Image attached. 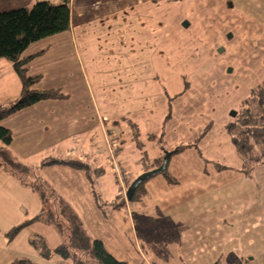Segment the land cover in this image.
<instances>
[{
    "label": "rangeland",
    "instance_id": "1",
    "mask_svg": "<svg viewBox=\"0 0 264 264\" xmlns=\"http://www.w3.org/2000/svg\"><path fill=\"white\" fill-rule=\"evenodd\" d=\"M138 3L125 13L137 18L135 26L144 34H135L133 51L129 53L113 47L112 37L104 36L108 32L102 27V20H99V40L96 35L84 38L86 35L80 28L75 30L87 88L104 126L103 132L100 127L97 129L94 140L98 150L94 167L99 166V171L89 166L93 178L100 174L91 186V195L67 197L63 191L70 182L67 171L43 170L39 167L41 154L21 162L28 168L26 171L0 169V264L4 257L11 261L16 255H28L34 264H52L53 261L39 255L30 239L42 236L51 249L66 242L64 235L59 236L54 228L40 221L28 223L15 236L8 235L13 228L39 214L43 208L41 193L48 198L44 211L57 210L55 195L62 197L81 219L86 234L103 241L110 254L127 264H187L182 254L183 240L177 239L178 227L167 222L158 211L164 209L167 193L164 188L154 189L158 187L155 181L163 179L162 173L143 183L149 190L144 200H126L122 207L115 202L119 192L126 198L128 183L138 176L134 167L127 172L128 168L120 164L118 155L123 144L126 150L130 149L128 163L132 164L136 155L152 156L155 147L171 150L184 146L183 151L170 157L180 180L173 193L178 198L174 200L179 205L190 200L197 210L199 205L207 207L208 203L221 208L217 198H223L228 191L232 198L250 195L256 189V173L264 174V164L248 174L241 172L247 176L234 171L237 167L241 170L240 160L226 129L231 123L240 124L241 115L253 111L257 101L247 100L257 87L264 86V0ZM7 8L18 7L0 5V9ZM85 29L96 31V24ZM104 38L109 45H103ZM85 40L89 47L85 46ZM127 58L134 63V70L116 69L115 64ZM7 77V82L0 77V104L4 106L13 103L19 94L15 72L10 71ZM209 125L206 134L200 137ZM133 134L136 143L130 142ZM188 144L192 146L187 147ZM73 148L59 154L85 161L81 157L83 151ZM154 163L146 160L144 170L156 167ZM216 164L229 168L225 175L215 168ZM202 168H206L207 175L202 174ZM20 184L26 185L20 188ZM32 186H37L36 190H31ZM93 189L102 199V209L94 201ZM180 193L187 197L182 200ZM251 195L254 198L255 191ZM209 197L213 201L208 202ZM261 200L262 207L264 195ZM190 204L185 203L187 207L182 213L191 212ZM255 252L257 258L264 260V254L258 256L264 252V238ZM226 255L221 256V262L235 254Z\"/></svg>",
    "mask_w": 264,
    "mask_h": 264
},
{
    "label": "crops",
    "instance_id": "2",
    "mask_svg": "<svg viewBox=\"0 0 264 264\" xmlns=\"http://www.w3.org/2000/svg\"><path fill=\"white\" fill-rule=\"evenodd\" d=\"M142 1L145 0H69V30L36 41L23 52L20 59L28 60L25 64L27 75L40 77L39 82L33 86V89H58L66 98L39 101L0 121V126L11 131L9 150L15 160L24 163L28 158L38 154H41V159L49 156L53 157V155H56V158L67 159L59 153L64 150L66 152L72 151L73 147L76 146L83 151V154H81V157H85L83 162L93 167V170L99 171V166L94 167L95 156L97 157L98 151L94 140L97 139V129L100 127L103 132L104 126L93 95L89 94L87 88L86 72L79 53L80 47L75 30L78 27L86 35L84 38L96 35L99 40V20H102V27L108 32L104 36L106 38L112 37L113 47L118 50L123 48L125 53H129L133 51L131 46L134 45L135 34L144 33L141 28L135 26L137 18L134 15L125 13V11L136 6L137 2L140 5ZM35 2V0H0V5H15L20 8L29 7ZM8 9H0V11ZM116 13L120 14L114 15ZM90 24H96V31L85 29L90 28ZM111 28L112 31H110ZM88 32L93 34L88 35ZM85 43V46L89 47L87 40H85ZM102 43L103 45H109L105 38ZM115 67L124 71L134 70L135 68L134 63H131L129 58L121 64L116 63ZM10 71H14L12 64L5 59H0V77H3L6 82L7 76H10ZM16 80L15 83L20 94V80L19 78ZM132 139L130 142H135L134 134ZM122 146L118 155L120 164L125 169L128 168L126 169L127 172H129L130 167H134V173L138 172V175H140L145 171L142 160L144 155H136L133 161L135 164L128 163L127 151H130V149L126 150L124 148L125 144ZM129 148L132 150L133 147ZM153 149L154 154L149 157L147 155V162L150 160L155 161L163 153L161 147ZM172 155L173 153L170 157ZM73 160H78V158ZM167 168L168 172L174 177L175 182H169L163 175L162 180L155 181L154 184L158 187L154 189L164 188L167 190L163 200L164 209L158 208V211L164 215V219L167 218V222L178 227L176 230L179 233L177 239L179 241L183 240L181 243V247H183L182 254L187 264H264V260L257 258L256 254L258 253L255 252L256 247L261 246V241L264 238V202L261 207V197L264 195V174L256 173L254 181L256 189L251 192L255 191L254 198H252L251 193L246 197L237 198L235 196L232 198L228 194L231 191H228L223 195V198H217L221 201V208L216 207V205L212 207L214 206L212 202L213 204L208 203L207 207L199 205L197 210L189 200L185 203H191V208L188 209L191 212L182 213L187 206L184 202L179 205L178 201L174 200L178 198L173 193L176 191V187L180 185V180L179 176L177 177L175 174L177 168L171 164V158H169ZM215 168L223 175H225L226 169H229L221 167L219 164H216ZM42 169L50 172H60L63 169L67 171L68 175L66 176L70 179V182H67L66 187L63 188V191L67 193V197L81 198L82 195H91V184L82 170L66 165L45 166ZM236 169L233 170L239 173V176H247L241 174L239 167ZM202 174H208L206 168H202ZM99 177V172L94 178L92 175L93 184ZM19 187L24 188L25 185L20 184ZM148 195L149 190L146 189L145 195L138 201L144 200ZM180 196L182 200L187 197L185 193H180ZM204 197L206 198V196ZM208 199V202L213 201L210 197ZM221 247L223 248L221 249ZM248 247H251V249L249 250ZM253 252H255L254 256L249 257V254L251 255ZM227 253L235 255L232 256V259H225L221 262V256ZM263 254L264 252L258 256L260 257ZM236 255L248 258L242 256L238 258ZM19 257L22 256L16 255L14 259ZM13 260L10 261L4 257L1 264H9ZM48 261H53V264L58 262L59 258L52 254Z\"/></svg>",
    "mask_w": 264,
    "mask_h": 264
},
{
    "label": "trees",
    "instance_id": "3",
    "mask_svg": "<svg viewBox=\"0 0 264 264\" xmlns=\"http://www.w3.org/2000/svg\"><path fill=\"white\" fill-rule=\"evenodd\" d=\"M69 28V0H59L56 3L39 1L28 8L20 7L12 10L0 11V59H5L12 64L13 70L21 84L20 94L13 103L8 106L0 104V121L39 101L66 98L58 89H33V86L39 82L40 77H31L27 75L25 64L28 60H21L20 58L23 52L32 43L67 31ZM251 96V99L247 100L248 102L257 101L253 111L241 115L242 120L240 124L231 123L226 127L240 160L241 172L245 174L250 173L257 165L264 164V86L257 87ZM209 127L210 125L204 129L200 137L206 134V130H208ZM138 134L139 133H137V135ZM10 143L11 131L0 126V169L5 168L6 170L7 167H10L21 171L28 170L25 165L15 160L11 155L9 150ZM188 146L192 145L188 144L187 147ZM184 149V146H179L172 150L162 148L163 155L155 160V166L158 167L162 163L165 151L177 153ZM144 156L143 162L146 163L147 158ZM54 165H66L82 170L93 188L94 184L92 176L89 173V166L83 161L60 159L49 156L43 158L39 163L40 168ZM151 169L147 168L145 171ZM162 174L169 182H175L174 177L168 172L167 167ZM145 181L140 183L130 201H138L143 198L146 193V189L143 187ZM130 183H128V186ZM36 188L37 186H32L33 190H36ZM44 195L45 194L41 193L43 208L39 214L32 218L31 221L13 228L11 232L8 233L9 236H15L20 229L27 226L30 222L40 221L52 226L60 236L64 235L66 237V242L61 243L52 250L48 248L45 239L41 236L34 237L30 241V243L38 249L41 257L44 259H50L52 254L57 256L59 261L53 264H127L125 261L119 260L110 254L101 240L91 239L86 234L81 219L62 197L55 195L57 210L44 211V203L48 200L47 196ZM53 195V193L50 194V196ZM93 195L96 204L102 209V199L96 194L94 189ZM115 202H118L119 207L125 206L126 198L124 199L119 192L115 197ZM9 264H34V261L28 256H22L14 259Z\"/></svg>",
    "mask_w": 264,
    "mask_h": 264
},
{
    "label": "water",
    "instance_id": "4",
    "mask_svg": "<svg viewBox=\"0 0 264 264\" xmlns=\"http://www.w3.org/2000/svg\"><path fill=\"white\" fill-rule=\"evenodd\" d=\"M231 115L234 116L235 112H231ZM173 152L170 151H165L164 152V157L162 160V163L158 166L155 167L151 170L148 171H144L142 172L140 175H138L128 186V188L126 189V200L130 201L131 198L133 197V194L135 192V190L137 189V187L140 185V183H142L143 181L149 179L152 176H155L157 174L163 173L165 171V168L167 167L169 158L171 156Z\"/></svg>",
    "mask_w": 264,
    "mask_h": 264
},
{
    "label": "built area",
    "instance_id": "5",
    "mask_svg": "<svg viewBox=\"0 0 264 264\" xmlns=\"http://www.w3.org/2000/svg\"><path fill=\"white\" fill-rule=\"evenodd\" d=\"M110 151H111V149H110ZM111 158H113V161H114V155H113V157H111ZM125 193H126V190H125Z\"/></svg>",
    "mask_w": 264,
    "mask_h": 264
}]
</instances>
